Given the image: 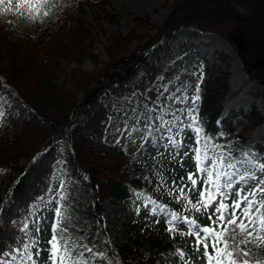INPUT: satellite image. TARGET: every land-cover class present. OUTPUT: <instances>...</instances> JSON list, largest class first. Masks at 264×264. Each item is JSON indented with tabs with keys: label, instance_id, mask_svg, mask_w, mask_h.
Here are the masks:
<instances>
[{
	"label": "trees",
	"instance_id": "1",
	"mask_svg": "<svg viewBox=\"0 0 264 264\" xmlns=\"http://www.w3.org/2000/svg\"><path fill=\"white\" fill-rule=\"evenodd\" d=\"M108 2L54 0L50 16L41 14L36 20L0 12V89L13 96L15 107V111L5 112L0 124V180L5 184L0 197V250L13 247L20 239V223L15 220L22 217L21 210L28 211L32 203L47 196L56 165L62 161L90 190L92 210L87 216L93 225L86 241L90 247L94 245L95 252L104 253L92 257L94 264H167L162 252L174 251L181 236L170 238L163 220L164 233L146 238L147 252L139 247L138 238L134 239L136 245L111 241L104 220L106 201L126 206L143 187L141 177L127 172L131 157L122 144L104 142L115 112L109 100L158 83L165 57L187 52L200 57L198 74L188 90L194 93L202 72L199 116L206 135L214 137L216 143L225 148L231 144L234 153L237 141L248 145L254 131L264 125V112L255 103L224 114L232 96L231 58L215 50L212 60H207L190 40L198 32L223 39L233 47L247 79L264 87V0L161 3L169 11L164 21L155 25L148 17L134 16L129 32L113 36L105 47L107 61L100 66L86 8L96 6L94 11H104L107 20L116 21L106 10ZM143 27L153 33H140ZM182 29H191L193 35L171 54L168 42ZM133 44L136 46L130 49ZM86 61L93 70L84 68ZM150 93L154 97L153 91ZM62 145L67 146L66 153ZM249 147L254 156L264 159V137ZM183 204L174 199L172 209L184 215L180 211ZM197 218L208 224L205 216L197 214ZM252 251L259 264H264V245L252 246Z\"/></svg>",
	"mask_w": 264,
	"mask_h": 264
},
{
	"label": "snow or ice",
	"instance_id": "2",
	"mask_svg": "<svg viewBox=\"0 0 264 264\" xmlns=\"http://www.w3.org/2000/svg\"><path fill=\"white\" fill-rule=\"evenodd\" d=\"M0 5L4 6L0 12L15 10L21 18L32 20L41 14L49 17L51 8L56 6L54 0H15L14 4L13 0H0ZM176 79L179 81V77ZM197 79L194 93L178 84L162 85L155 100L148 97L142 107L133 106L135 101L130 103V115L125 114L122 127H116L115 143L125 141L126 146L127 143L133 146L138 143L137 153L157 161L154 165L159 169L156 172L159 176L157 188L168 186L165 174L168 166L179 160V166L184 168L185 158L190 155L195 162V171L188 170L186 177L173 178L169 189L177 203L184 201L180 209L184 215L168 205L158 204L151 197L143 194L136 197L147 210L146 218L155 217L156 224L163 220L170 238L175 240L179 235L192 240L195 257L189 254L185 259V251L175 249L181 264H194L195 260H202L203 264H252L253 261L259 264L252 246L254 240L257 248L264 244V159L251 153L235 159L234 153L216 143L214 137L206 135V126L198 109L202 72ZM5 115V111L0 110V118ZM187 131L194 134L191 148L185 143ZM65 188L61 182L58 188L48 190L52 193L51 198H40L41 204L55 205L50 238L46 242L40 238L45 218L43 209L36 206L27 219L17 222L22 235L14 241L13 247L0 250V264H89L91 257L104 256V253L94 251V245L90 247L74 240L68 234L69 229L63 226ZM135 211L140 215L141 207L138 205ZM197 214L206 216L208 224L200 223ZM45 252L47 258L42 262Z\"/></svg>",
	"mask_w": 264,
	"mask_h": 264
},
{
	"label": "rangeland",
	"instance_id": "3",
	"mask_svg": "<svg viewBox=\"0 0 264 264\" xmlns=\"http://www.w3.org/2000/svg\"><path fill=\"white\" fill-rule=\"evenodd\" d=\"M171 1L172 0H109L106 10L115 16L116 21L107 20L104 17V11H94L97 9L96 6L93 8L87 7L86 18L91 26L94 52L99 57L101 62L100 66H102L103 62L107 61L105 47L112 42L113 36L119 33L125 35L129 32L134 25V16L148 17L150 23L160 25L169 13V11L161 7L160 4L164 2L170 4ZM14 3L15 0H13V4ZM2 7L4 6L0 5V8ZM13 13H16L15 10ZM96 14H99L100 18H95ZM148 31L153 33V30H150L148 27H143L139 30L140 33ZM192 35L193 31L191 29H182L175 33V39L168 42V45L172 48L171 54H175L179 44L183 43L187 37ZM190 40L197 45L200 56H205L207 60H212L215 50L224 51L231 58L230 71L232 72V76L230 95L232 96L225 105L224 114L231 108L248 109L252 103H255L256 106L264 112V87L247 79L246 74L242 70L241 61L232 46L215 35L200 32L197 33L195 37H191ZM135 46L136 44H133L130 49H133ZM199 62L200 57L194 56L193 52H187L182 56H175L173 58L165 57L162 62L164 64V72L158 78V80H160L158 83L149 85L145 91L138 88L131 91L130 94L118 98H111L109 102L115 112L109 119V124L104 135V142L107 144H115L116 127H122L125 114L130 115L128 108L129 104L133 101H135L133 106L142 107V102L148 97L155 100L157 91L162 85L172 87V85L178 84L180 88L188 89L191 79L198 74V69L200 68ZM83 66L88 70H93V66L89 61H86ZM172 69H175V71L169 73ZM167 73H169V75H167ZM177 77H179V81H177ZM169 82H171V84H169ZM151 91H153L154 97L151 95ZM13 103V96L7 95L0 89V110L5 112L9 109L15 111ZM1 121L2 118H0V124ZM193 136L191 131L185 133V143L188 148L193 147ZM262 137H264V125L258 127L254 131L248 145H253ZM120 144H122L126 153L131 157V162L127 166V172L133 177H141L143 180V187L136 192L135 197L132 198L131 202L126 206L116 202L106 201L104 213L105 224L109 228V237L111 241L134 245V239L138 238L139 247L147 252L148 243L146 238L154 234L162 235L164 233V226L162 223L156 224L154 222L155 217L149 216L146 219L147 210L143 208L141 200L136 198L137 194L151 197L156 200L158 204L168 205L172 208V201L174 198L169 191L171 188V180L177 178L179 175L186 177L188 170L195 171V162L190 155L185 158L184 168L179 166V160H177L175 164L168 166L165 171L168 177V186L166 188H157L156 182L159 180V176L156 175V172L159 169L158 167H154V165H157V161L152 160L149 155L137 153L135 147H138V143L136 146H133L131 143H127L126 146L125 141H122ZM248 145L237 141L233 148L235 154L234 158L241 159L248 153L254 156V151ZM231 146L232 145L229 144L226 149L230 150ZM62 151H66L65 146H62ZM149 152L155 155L153 149L149 148ZM165 163H167V157L165 158ZM172 168H175L174 173L172 172ZM56 170L50 188H58L61 182L66 185L65 200L63 201L64 207L62 210L63 226L69 229L68 234L72 236L74 240L88 244L86 241V234L93 225L92 219L90 216H87V212L92 210L90 190L72 174V168L68 164H63L62 161L58 162ZM146 177L148 179H145ZM149 181H151V183ZM4 189V181L0 180V197L3 195ZM51 196L52 193L48 192L45 198H51ZM138 205L141 207L140 215H137L135 211ZM36 206H40L43 209L42 216L45 218V222L43 224L44 231L40 238L42 241L46 242L51 235L50 222L54 217L55 205L41 204L39 199L30 206L28 211L25 212L22 210V220L27 219L32 208ZM204 219H206V216ZM191 243L192 240L190 238L181 237L177 245V248H181L185 251V259H187L189 254L195 257V252L194 249L191 248ZM255 244L256 241L254 240L253 246H255ZM46 258L47 253L45 252L42 254L41 261L43 262ZM162 259L167 264H181L175 250L162 252ZM89 264H94L92 257L90 258ZM194 264H203V261L195 260ZM252 264H257V262H252Z\"/></svg>",
	"mask_w": 264,
	"mask_h": 264
}]
</instances>
